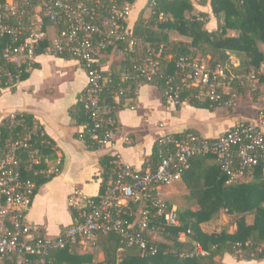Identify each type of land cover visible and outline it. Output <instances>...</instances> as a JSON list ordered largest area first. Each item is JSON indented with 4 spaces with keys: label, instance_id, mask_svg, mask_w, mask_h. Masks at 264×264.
I'll return each mask as SVG.
<instances>
[{
    "label": "built area",
    "instance_id": "1",
    "mask_svg": "<svg viewBox=\"0 0 264 264\" xmlns=\"http://www.w3.org/2000/svg\"><path fill=\"white\" fill-rule=\"evenodd\" d=\"M34 1L0 0V42L5 37L10 38L0 46V83L6 86L15 83L14 71L23 65L30 69L37 61L40 42L48 35L40 13L41 6H35ZM42 2L52 20L67 24L52 39L47 54L71 55L82 64L87 73V85L82 99L86 100L87 108L92 110L91 116L95 123L91 136L99 147L109 146L114 149L117 142L113 113L124 105L136 109L130 95L132 83L127 86L124 83L130 80L138 82L135 96L143 83L152 82L162 50L157 51L146 45L126 24L133 10L129 2ZM31 10L35 13L29 16ZM119 45H123L126 52L136 54L137 58L132 68L117 78L119 86L111 88L112 78L104 74L100 59L105 50ZM176 65L182 74L183 86L198 88L221 106L237 105L239 96L235 79L239 76L229 72L227 67L211 65L205 58L185 56L180 57ZM261 76H264V65L248 75L252 80ZM179 89L180 86L173 85L167 90L165 99L168 103L176 105L180 101ZM106 90H110L112 102L103 103L100 99V94ZM16 116L14 114L9 117L8 128L12 130L22 122ZM97 129H102V133ZM31 138V132L28 135L10 134L4 138V144L0 147V264H56L55 251L72 246L86 249L96 244L100 234L110 232L120 235L127 246L146 252L149 237H157V234H151L157 233V225L150 223L151 207L165 225L180 224L177 207L169 208L159 190L182 180L183 172L190 167L193 157L216 155L229 183L249 177L256 166L264 163L263 112L258 119L241 121L215 138H206L194 132L164 134L158 139L163 147V156L156 168H136L123 161L119 153H115L112 160L113 179L104 195L96 200L82 190H75L73 205L79 210L78 220L63 228L59 235L50 236L40 233L27 219V212L37 192V183L23 177L19 169L21 154H28L30 165L42 161L41 152ZM53 172L58 174L60 168L57 167ZM131 202L138 206L137 211L143 213L138 215L139 221L134 217V221L129 222L124 217L131 209ZM188 233L190 231L182 232L180 239L183 240ZM151 250L157 251L154 246ZM205 254L206 250L200 244H195L192 255Z\"/></svg>",
    "mask_w": 264,
    "mask_h": 264
},
{
    "label": "trees",
    "instance_id": "2",
    "mask_svg": "<svg viewBox=\"0 0 264 264\" xmlns=\"http://www.w3.org/2000/svg\"><path fill=\"white\" fill-rule=\"evenodd\" d=\"M75 2L86 0H74ZM119 3H134L136 0H107ZM211 5L216 18L217 26L213 30L206 28L207 11L193 13L194 5L191 0H149L147 15L141 9L131 26L135 36L141 38L144 43L157 51L162 50L157 73L152 82L143 83L157 86L163 95L173 85L179 89V102L176 106L181 107L187 102L198 108L214 109L220 107L217 102L205 96L198 88L182 85V74L177 68V60L180 57H200L208 59L211 65L221 64L228 68L229 72L239 76L235 79L237 95L243 94L245 87L243 79L248 77L254 69H259L264 62V0H201ZM35 6H41L40 13L43 17L47 37L40 42L37 51L38 57L47 54L52 39L66 28L63 21L52 20L46 13L42 0H35ZM35 12H28L32 16ZM132 15V14H131ZM131 17V16H130ZM27 18V15L25 16ZM230 31L235 32L230 34ZM179 34L187 38L186 41L176 38ZM10 40L3 38L0 46ZM120 49L125 60L119 70L105 71L106 76L112 78L111 88L119 86L121 74L128 72L135 64L137 55L126 52L123 45ZM114 49L108 48L104 53H110ZM147 49V48H146ZM143 51V48L141 49ZM65 59H76L71 55H58ZM237 58V63L235 59ZM37 61L28 69L23 65L13 72L14 84L6 86L0 83L2 88H13L19 82L28 79L30 70L38 68ZM12 71L14 70L11 67ZM19 74V76H17ZM243 78V79H242ZM259 79V78H258ZM132 83L131 97L133 102L137 95L134 92L138 88V82L130 80L124 83L127 86ZM84 89L79 94L77 102L70 108V114L76 124L83 127V139L90 149L98 148L92 138V129L95 123L92 119V110L87 108L86 100L82 99ZM103 103L112 102L110 90L100 94ZM224 105V104H223ZM234 108V107H229ZM113 113V118L116 120ZM16 118L22 122L12 130L9 127L10 118H6L0 125V147L4 144V138L10 134L28 135L31 132V140L34 146L41 152V163L30 165L27 153H22L20 171L24 178H31L37 183L38 188L52 179L56 173L48 172L47 158L54 157L55 142L36 122L35 116L29 112L18 113ZM116 124V122H115ZM102 133V129H97ZM194 132L193 129L181 133ZM81 136V133L78 134ZM163 147L156 141L150 160L151 168H156L163 156ZM114 156L106 155L101 158L104 167L103 181L99 194L94 197L100 199L113 179ZM182 180L189 191L188 200H197V209L190 206L177 207L180 224L168 226L162 222V218L151 207L150 223L157 225V238L149 237L148 251L143 252L137 247L127 246L123 238L115 232L102 233L98 236L96 247L93 252H78L77 246L66 247L55 251L56 264H225L223 257L226 254L235 255L239 260L264 259V163L256 166L250 175L248 182H228V177L223 173L221 164L214 154H202L193 157L190 167L183 172ZM169 208L174 205L168 202ZM131 209L125 215L129 222L134 221V213L138 206L131 202ZM231 217V226L237 229L230 232L224 227L220 232H207L202 224L220 217L222 211ZM72 213L78 220L79 210L74 207ZM252 217V222L248 218ZM190 231L181 240L180 234ZM200 244L206 250L205 255H192L195 244ZM157 251L152 252L151 247ZM101 252L102 259L96 262V249Z\"/></svg>",
    "mask_w": 264,
    "mask_h": 264
},
{
    "label": "crops",
    "instance_id": "3",
    "mask_svg": "<svg viewBox=\"0 0 264 264\" xmlns=\"http://www.w3.org/2000/svg\"><path fill=\"white\" fill-rule=\"evenodd\" d=\"M208 5L204 10L208 12L205 26L213 30L217 22L211 5ZM139 6L138 1L133 3L131 26L142 9ZM202 10L203 8L198 11ZM234 33L230 31V34ZM176 35L178 37L174 36L180 40H187L182 35ZM124 60V53L114 48L110 53L102 55L100 64L105 71L119 70ZM37 62L40 66L30 70L28 79L13 88L0 90V125L14 114L29 112L55 142L54 157L47 158L46 163L49 173L57 167L60 172L38 188L27 212L28 221L40 233L50 236L59 235L63 228L77 221L72 213V208L75 207V190H82L90 197L99 194L104 173L100 161L103 156L119 153L123 161L136 168L146 169L152 167L150 156L156 141L164 134L193 129L203 137L215 138L235 124L256 120L261 112L264 113V76L257 80L242 78L245 91L239 95L238 105L234 108H198L187 102L178 108L175 104L164 101L157 86L144 84L133 102L136 109L124 105L116 111L117 143L114 149L109 146L90 149L83 137L78 135L83 127L75 123L69 112L87 85L86 70L77 59L49 54L40 55ZM263 65L264 63L261 67ZM159 193L174 207L190 206L193 210L197 209L198 201L187 198L189 191L184 180L161 187ZM139 213L140 210L135 214L136 221H139ZM209 222L202 224V227L205 231L212 232L206 229ZM251 222L252 218L249 223ZM234 227L236 230L237 226ZM76 249L80 253L84 252L82 246H77ZM93 250L94 248L91 249ZM223 261L225 264H264V259L239 260L231 254H226Z\"/></svg>",
    "mask_w": 264,
    "mask_h": 264
},
{
    "label": "rangeland",
    "instance_id": "4",
    "mask_svg": "<svg viewBox=\"0 0 264 264\" xmlns=\"http://www.w3.org/2000/svg\"><path fill=\"white\" fill-rule=\"evenodd\" d=\"M138 1V4L140 5L139 7H141L142 9L145 10L146 14L148 15L150 13V8H148V3H149V0H136ZM193 5H194V10H193V13L195 14H198L199 11L198 10H201L203 8V10H206V7H209L208 3H203L201 0H191ZM133 5V3H131ZM140 8V9H141ZM133 12V10H132ZM129 22V25H130V18L128 20ZM178 37V35H175ZM262 49L264 50V46H262ZM264 63V62H263ZM237 105H238V100H237ZM236 105V106H237ZM235 106V107H236ZM131 165V164H130ZM134 166V165H132ZM135 167V166H134ZM250 180V176L247 177V178H244V179H239L238 182H248ZM165 187V186H163ZM176 207V206H175ZM139 214L143 215L142 212H140ZM136 218V215L134 216ZM253 216L249 217L248 218V222L251 221V218ZM230 220H231V217L225 213V211L223 210L221 215H220V218H217L216 220H211L208 224H207V230L209 231H212V232H220L224 227H227L228 230H230L231 232L235 230L236 227L234 226H231L230 224ZM151 233V232H150ZM152 235H156L157 233H151ZM88 247H90L88 249ZM96 245H89L87 246L86 249H83L84 252H93L91 251L92 248L95 249ZM96 262L100 261L102 259V254L101 252L98 250V248L96 249ZM234 257H236L235 255H233Z\"/></svg>",
    "mask_w": 264,
    "mask_h": 264
}]
</instances>
